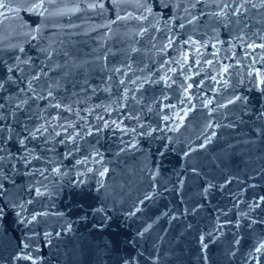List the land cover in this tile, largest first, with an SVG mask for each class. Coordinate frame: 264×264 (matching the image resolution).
Masks as SVG:
<instances>
[{
  "label": "water",
  "instance_id": "95a60500",
  "mask_svg": "<svg viewBox=\"0 0 264 264\" xmlns=\"http://www.w3.org/2000/svg\"><path fill=\"white\" fill-rule=\"evenodd\" d=\"M33 75L0 91V264H264L262 0H0V80Z\"/></svg>",
  "mask_w": 264,
  "mask_h": 264
},
{
  "label": "snow or ice",
  "instance_id": "6c2138e0",
  "mask_svg": "<svg viewBox=\"0 0 264 264\" xmlns=\"http://www.w3.org/2000/svg\"><path fill=\"white\" fill-rule=\"evenodd\" d=\"M197 2H199V0H197ZM247 2V0H245V3ZM41 5H37V7H40ZM93 7H95V5H92ZM165 7H167V4L165 3L164 5ZM193 7H195V4L192 5ZM262 6H264V0H262ZM225 8L228 7L227 4L224 5ZM244 5L241 4L238 8H235L233 9V14H236V15H239L240 14V11L241 9H243ZM253 7H255V5H253ZM188 10L185 9V12H187ZM196 17H193L192 19H190L188 21V23H193L195 21ZM185 25L183 23H180L179 24V27L180 28H183ZM171 43V41H170ZM21 51H23L21 49ZM25 63H28V61H24ZM18 67V66H17ZM20 71H22V69H19ZM8 72H12L13 71V68L9 67L7 69ZM34 80H39V76L38 75H33V77L29 80L26 81V84L24 87H21L18 80L14 77H11L9 76L7 78V80H0V91H3L4 88H5V83H11V84H14L16 85L17 89H18V92L24 96H27L28 92H31V99H36V100H39V99H48L50 97H52L53 93L51 92V90H49L47 92V95L46 96H40L37 94L36 92V88L34 87L33 85V81ZM189 87H191V85H189ZM28 103V99H22L20 100L16 105H15V110H13L10 115L13 116V118L15 117L16 115V111L17 110H21L22 109V106L27 104ZM210 103V102H209ZM229 103H232V101H229ZM55 107L57 108H60V105L59 104H55L54 105ZM5 108V104L4 103H0V110H3ZM165 119H167V117H165ZM3 120V117L0 116V121ZM4 127L5 125L3 123H0V131H3L4 130ZM7 130L9 132L12 131V125L11 124H8L7 125ZM24 131L28 133V135L24 136L22 139H18V143L21 145V147L23 148V155L21 157H19V159L25 164V166H27L30 162H31V159H39V157L37 156H33L32 153L34 152L33 149H29L27 147V144H26V141L29 140V139H35L36 136H37V133H43V131H46V125H41L39 127H36L34 131H30L27 127V125L24 126ZM8 139H12V136H9ZM187 155V153H186ZM12 159L13 157L8 154L6 156L4 150L2 147H0V169H2V166H3V162L5 161V159ZM31 158V159H30ZM13 168L15 169V165H13ZM192 171L195 173L197 170L195 168L192 169ZM27 174V173H26ZM42 174V173H41ZM5 191H6V188H5V184L0 182V197H3L5 195ZM37 194H39L38 190H37ZM21 207H23L21 205ZM0 216H3V207H0ZM33 220L36 219L35 216L32 217ZM261 247H264V245H262ZM257 252L261 251V248H257L256 249ZM28 259H31V257H27Z\"/></svg>",
  "mask_w": 264,
  "mask_h": 264
}]
</instances>
